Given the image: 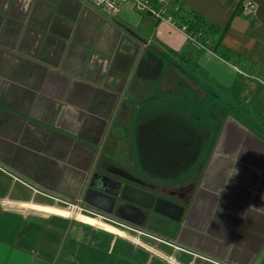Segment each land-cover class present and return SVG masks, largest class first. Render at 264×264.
Masks as SVG:
<instances>
[{"label": "crops", "instance_id": "1", "mask_svg": "<svg viewBox=\"0 0 264 264\" xmlns=\"http://www.w3.org/2000/svg\"><path fill=\"white\" fill-rule=\"evenodd\" d=\"M172 1L179 25L194 15L217 29L207 50L130 3L107 17L84 0H0V264H264V95L232 97L240 66L264 74V0ZM160 72L180 79L184 124L152 110ZM197 89L217 121L209 142ZM192 165L189 183L167 182ZM105 171L144 230L194 253L71 215L11 174L78 201Z\"/></svg>", "mask_w": 264, "mask_h": 264}, {"label": "water", "instance_id": "2", "mask_svg": "<svg viewBox=\"0 0 264 264\" xmlns=\"http://www.w3.org/2000/svg\"><path fill=\"white\" fill-rule=\"evenodd\" d=\"M0 167L4 168L2 165H0ZM11 174L17 177L18 179L22 180L23 182H25L35 190L39 191L40 193L48 195L54 199H57L63 202L64 204L71 206H78L81 210L89 214H92L94 216H97L101 220L113 223L117 226H120L121 228H125L132 232H136L143 235H147L152 238H156L160 241L166 242L173 246H177L185 251L194 253V251L186 247H182L181 245L172 242L168 239H165L162 236L144 230L142 228V223L137 222V216H138L137 211L125 203V201L128 198V192L130 190L128 189V187H126L116 179H112L106 176H100L98 175V173H94L93 177L96 182L93 181V179L92 182L89 181L86 184L84 190L82 191L80 199L78 201H73V200L64 199L49 191H45L39 187H36L32 183L19 177L15 173L11 172ZM150 198L151 197H148V201H146L144 204L145 210L150 209V205L149 204L147 205V202L151 200ZM156 204H158V201H156L154 205V209H156ZM143 214L145 218V216H147V213L143 212ZM154 225H157V223L154 222Z\"/></svg>", "mask_w": 264, "mask_h": 264}, {"label": "rangeland", "instance_id": "3", "mask_svg": "<svg viewBox=\"0 0 264 264\" xmlns=\"http://www.w3.org/2000/svg\"><path fill=\"white\" fill-rule=\"evenodd\" d=\"M213 42L215 41L213 40ZM240 68L244 72L243 74L245 76L242 77L239 88L236 87L234 89L232 97H236V96L239 97L241 99L239 100L240 102L242 101V99L243 100L248 99L249 102L250 100L254 101V98L257 96V94H261V96L264 95V74L254 68L249 67V69H246L247 67L245 65L240 66ZM150 74H151L150 75L151 79L149 80V82L151 84V88L148 94L149 95L153 94L154 96L153 98H156L151 102V104H153L152 110L156 109L160 111V113L162 115H165L166 119L170 121L171 119L174 118L175 115H177L180 122L177 121L176 126H178L181 123V120L182 123L184 124V118L186 112L184 110L181 111V108L176 105V102H180L181 100L185 101L187 99V96H185L183 92H180V90H178L180 89V85L178 83L180 82L179 81L180 79L178 80L176 85H172L171 81L159 79V77H161L163 73L160 72L159 74L156 73L155 75H153L154 73H150ZM182 84L184 85L185 88V84L188 83H186V81L184 80ZM152 85H154V87ZM197 90H198V96L197 99L194 98L196 100V103L193 101V103L196 105L194 107H197L200 116H204V115L208 116V120L211 122L213 127L211 136L208 140L209 142L211 141V137L213 136L214 131L217 127V121L211 118L210 113L206 111L205 113L203 112L205 110L204 107L205 104L203 103V98H204L203 94L205 92L202 89H197ZM243 92H245V94H242ZM194 166L195 165H192V167L189 168L188 171H173L168 177L167 182H169V184H171L172 186L183 187L184 184H186L187 182L189 183V181L193 180L194 176L196 175L197 171H196V167Z\"/></svg>", "mask_w": 264, "mask_h": 264}, {"label": "built area", "instance_id": "4", "mask_svg": "<svg viewBox=\"0 0 264 264\" xmlns=\"http://www.w3.org/2000/svg\"><path fill=\"white\" fill-rule=\"evenodd\" d=\"M93 9L103 12L107 17H113L118 14L120 7L124 3H130L133 10L140 14L151 17L156 22L165 23L173 28H178L184 35L187 42L200 50H207L208 42L204 41L202 33L189 30L187 24L179 25L177 16L180 14V6L172 0H84ZM248 10L252 9L251 3L246 0L245 6ZM205 42V43H204ZM71 215L79 213L85 215V212L78 206L69 205L67 211ZM74 219V217H71ZM100 219V218H97Z\"/></svg>", "mask_w": 264, "mask_h": 264}, {"label": "trees", "instance_id": "5", "mask_svg": "<svg viewBox=\"0 0 264 264\" xmlns=\"http://www.w3.org/2000/svg\"><path fill=\"white\" fill-rule=\"evenodd\" d=\"M188 18H190V19H187V21L185 23L188 25V29L190 31L191 30L199 31L202 33V36H205L206 34L212 35V34L218 33L217 29H215L211 25H204L201 18H198L194 15L189 16ZM183 21H185V20H183Z\"/></svg>", "mask_w": 264, "mask_h": 264}, {"label": "flooded vegetation", "instance_id": "6", "mask_svg": "<svg viewBox=\"0 0 264 264\" xmlns=\"http://www.w3.org/2000/svg\"><path fill=\"white\" fill-rule=\"evenodd\" d=\"M93 175H94V174H93ZM93 175H92V177H91L90 180H89L90 182H92V179H93V181H95ZM98 175H100V176H106V177H109V178H112V179H114V177H115L110 171H105V172L102 173V174H99V173H98ZM95 182H96V181H95ZM174 195H175L176 198H182V195H181L179 192H175ZM84 212H85V211H84ZM85 214L91 215V216H93L94 218H98L97 216H94V215L89 214V213H87V212H85Z\"/></svg>", "mask_w": 264, "mask_h": 264}]
</instances>
